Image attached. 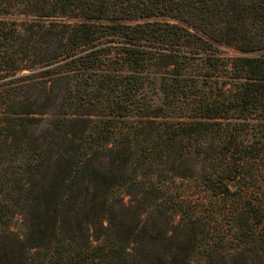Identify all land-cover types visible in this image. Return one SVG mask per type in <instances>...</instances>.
Returning <instances> with one entry per match:
<instances>
[{"label":"trees","instance_id":"trees-1","mask_svg":"<svg viewBox=\"0 0 264 264\" xmlns=\"http://www.w3.org/2000/svg\"><path fill=\"white\" fill-rule=\"evenodd\" d=\"M0 166V264H264V0H0Z\"/></svg>","mask_w":264,"mask_h":264},{"label":"rangeland","instance_id":"rangeland-1","mask_svg":"<svg viewBox=\"0 0 264 264\" xmlns=\"http://www.w3.org/2000/svg\"><path fill=\"white\" fill-rule=\"evenodd\" d=\"M28 71V70H27ZM39 71H37L38 73ZM1 166H0V171H1ZM14 226L17 227L18 229L22 230L23 229V225H22V221L19 220V217H17L15 220H14Z\"/></svg>","mask_w":264,"mask_h":264}]
</instances>
